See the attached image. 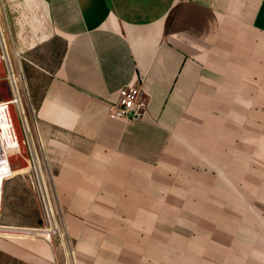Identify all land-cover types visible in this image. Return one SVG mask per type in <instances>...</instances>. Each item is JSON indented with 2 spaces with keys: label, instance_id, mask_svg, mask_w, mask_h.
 <instances>
[{
  "label": "crops",
  "instance_id": "1",
  "mask_svg": "<svg viewBox=\"0 0 264 264\" xmlns=\"http://www.w3.org/2000/svg\"><path fill=\"white\" fill-rule=\"evenodd\" d=\"M38 3L39 10L13 16L16 47L26 58L21 73L29 132L55 210L70 232L73 264H81L80 257L88 264L108 258L111 264L110 227L118 223L111 212L158 208L155 202L129 206L128 194L151 186L145 180L154 185L155 170H167L177 162L176 148L192 144L180 132L194 104L224 97L222 90L209 93V84L223 79L230 64L238 77L246 67L248 82L264 89V0ZM131 86L142 93L143 116L108 117V107ZM14 194H4L3 187L0 223L39 225L19 220L24 205ZM95 227L104 228L98 238ZM85 235L93 244L102 238L103 250L95 244L80 250ZM65 258L68 253L53 239L0 235V264H66Z\"/></svg>",
  "mask_w": 264,
  "mask_h": 264
},
{
  "label": "rangeland",
  "instance_id": "2",
  "mask_svg": "<svg viewBox=\"0 0 264 264\" xmlns=\"http://www.w3.org/2000/svg\"><path fill=\"white\" fill-rule=\"evenodd\" d=\"M37 1L16 0L15 5L9 6L8 0H0L5 52L15 72L16 58H20L21 71L26 58L16 47L13 16L39 10ZM6 73L5 64H0L1 88L5 87ZM233 77L239 80L232 82ZM17 82L30 124L25 88L20 78ZM208 90L209 93L222 90L224 97L194 104L193 114L183 125L186 130L180 132L183 139L190 137L192 144L176 148L180 153L176 156L175 169L170 164V169L155 170L154 185L151 180H145L151 186L138 187L142 190L140 194H135L136 191L128 194L129 204L140 201L146 206L155 202L158 208L111 212L113 223L118 222L110 227L111 264H264L263 84L249 83L246 67L240 69L238 77L228 64L223 79L209 84ZM12 113L17 131L23 132L18 108L14 107ZM21 152L29 157L25 146ZM13 159L17 167L28 166L20 157ZM173 174L176 177H169ZM29 176L26 173L13 178L12 185L4 186V194L14 192L15 202L24 205L20 221H38L37 226H42V212ZM53 209L56 224L53 243L68 253L65 263L73 264L69 254L73 250L70 232L54 204ZM93 229L97 238L104 231L103 227ZM86 236L81 240L80 250L94 244L97 250H103L102 238L93 244L94 239L90 243ZM95 261L107 264L108 258ZM80 262L88 264V259L80 257Z\"/></svg>",
  "mask_w": 264,
  "mask_h": 264
},
{
  "label": "built area",
  "instance_id": "3",
  "mask_svg": "<svg viewBox=\"0 0 264 264\" xmlns=\"http://www.w3.org/2000/svg\"><path fill=\"white\" fill-rule=\"evenodd\" d=\"M1 32L0 25V64L4 63L7 69L4 88H1L3 79L0 78V97L4 94L7 95V98H0V211L4 183L14 176L10 171L12 165L16 162L13 157H20L27 162L29 167L31 187L37 196L42 212V226L20 227L0 223V235L7 237L15 236L19 235L20 231H26L29 234L40 235L50 241L56 234L55 214L49 185L43 170V163L33 144L28 121L25 116V109L18 89L17 81L19 78L22 80L21 61L20 58H16L15 72L10 58L5 52V40H3ZM15 56H18L16 52ZM23 86L25 88L24 82ZM14 107H17L21 114L24 140L19 136L17 131L15 117L12 113ZM144 111L145 101L141 91L131 86L122 93L115 103L108 107L107 115L110 118L137 121L143 116ZM22 146L28 149L29 157L23 156L21 152ZM3 147H6V150ZM14 148H17V150L14 151Z\"/></svg>",
  "mask_w": 264,
  "mask_h": 264
},
{
  "label": "bare ground",
  "instance_id": "4",
  "mask_svg": "<svg viewBox=\"0 0 264 264\" xmlns=\"http://www.w3.org/2000/svg\"><path fill=\"white\" fill-rule=\"evenodd\" d=\"M1 33H2L3 40H4V33H3V31H2ZM3 149L6 150V147H3ZM13 150L15 151V150H17V148H14ZM28 169H29L28 166L23 167V168H20V167H17L16 164H13L12 167H11V169H10V171H11L14 175H16V174H21V173L27 171ZM20 232H21V233H19V235H27V234H29V232H26V231H20Z\"/></svg>",
  "mask_w": 264,
  "mask_h": 264
}]
</instances>
